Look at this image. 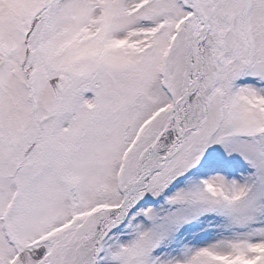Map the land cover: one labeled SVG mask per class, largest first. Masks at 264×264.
Returning a JSON list of instances; mask_svg holds the SVG:
<instances>
[{
	"label": "snow or ice",
	"instance_id": "1",
	"mask_svg": "<svg viewBox=\"0 0 264 264\" xmlns=\"http://www.w3.org/2000/svg\"><path fill=\"white\" fill-rule=\"evenodd\" d=\"M0 264H264V0H0Z\"/></svg>",
	"mask_w": 264,
	"mask_h": 264
}]
</instances>
